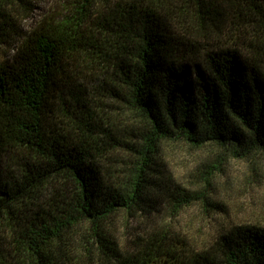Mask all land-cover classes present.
<instances>
[{"label":"trees","instance_id":"trees-1","mask_svg":"<svg viewBox=\"0 0 264 264\" xmlns=\"http://www.w3.org/2000/svg\"><path fill=\"white\" fill-rule=\"evenodd\" d=\"M4 46L0 264H264L263 225L200 248L161 217L211 203L158 163L169 141L264 153V0H0ZM153 214L115 236L118 216Z\"/></svg>","mask_w":264,"mask_h":264},{"label":"rangeland","instance_id":"rangeland-1","mask_svg":"<svg viewBox=\"0 0 264 264\" xmlns=\"http://www.w3.org/2000/svg\"><path fill=\"white\" fill-rule=\"evenodd\" d=\"M38 5L47 6L44 1ZM9 49L10 47L4 46L0 49V54L10 52ZM82 82L88 86L86 81ZM91 84L92 81L89 85ZM119 112L121 111L115 109L112 113ZM132 119L133 114L124 110L118 115V126L127 127ZM218 153L213 147L206 145L194 148L183 141L164 142L159 148L158 163L167 179L173 184L178 183L197 192L205 191L209 197L211 204H206L207 201L203 204L194 203L181 209L175 217L170 216L169 210L161 214V217L167 221L172 220L175 226L189 234L193 245L200 248L209 245L212 233L222 224L247 222L264 226V153H254L250 157L254 164L228 154L217 158ZM114 156L113 163L120 165V160L127 158L126 150H119ZM211 163L216 164L219 169L216 167L211 172L210 183L207 184L204 177L210 176L208 164ZM156 221L154 214L138 215L128 220L120 215L115 221V236L123 242L126 237L142 234Z\"/></svg>","mask_w":264,"mask_h":264}]
</instances>
